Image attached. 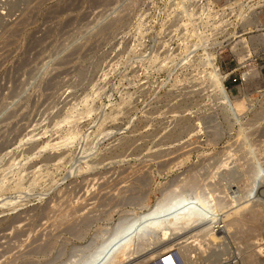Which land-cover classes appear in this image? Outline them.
Masks as SVG:
<instances>
[{"label": "rangeland", "instance_id": "rangeland-1", "mask_svg": "<svg viewBox=\"0 0 264 264\" xmlns=\"http://www.w3.org/2000/svg\"><path fill=\"white\" fill-rule=\"evenodd\" d=\"M168 247L264 264V0H0V264Z\"/></svg>", "mask_w": 264, "mask_h": 264}, {"label": "bare ground", "instance_id": "bare-ground-1", "mask_svg": "<svg viewBox=\"0 0 264 264\" xmlns=\"http://www.w3.org/2000/svg\"><path fill=\"white\" fill-rule=\"evenodd\" d=\"M240 107H241V105H236L237 111L240 109ZM252 198H253V197H252ZM245 204H246V203H245ZM250 207H251V206H250ZM248 208H249V207H248ZM165 209H166V208H165ZM183 209H184V208H183ZM169 210H170V209H169ZM169 210H167V211H169ZM167 211H166V212H167ZM161 212H162V211H161ZM163 212H165V211H163ZM184 212H185V211H184ZM184 212H183V213H184ZM191 212H192V211H191ZM234 212H235V211H234ZM241 212H242V211H241ZM249 212L251 213V211H249ZM181 213H182V212H181ZM183 213H182V214H183ZM244 213H246V211H245ZM187 214H188V213H187ZM238 214H239V213H238ZM241 214H242V213H241ZM251 214H252V213H251ZM253 214H254V213H253ZM253 214H252V218L256 219V215H253ZM176 215H177V214H176ZM178 215H179V214H178ZM178 215H177V216H178ZM226 215H227V214H226ZM229 215H230V214H229ZM231 215H232V214H231ZM242 215H243V214H242ZM177 216L174 215V217L178 218ZM250 216H251V215H250ZM183 217H184V214H183ZM188 217H189V216H188ZM171 218H172V217H171ZM171 218H170V220H171ZM179 218H180V215H179ZM190 218H191V216H190ZM192 218H193V216H192ZM230 218H231V217H230ZM250 218H251V217H250ZM252 218H251V219H252ZM155 219H156V218L153 217L152 220H155ZM173 219L175 220V218H173ZM149 220H150V219H149ZM180 220H181V219H180ZM180 220H179V222H180ZM182 220L184 221L183 218H182ZM190 220H191V219H190ZM190 220H189V221H190ZM194 220H195V219H194ZM204 220H205V219H204ZM227 220H228V219H227ZM236 220H237V219H236ZM252 220H253V219H252ZM145 221H146V220H145ZM155 221H156V220H155ZM158 221H159V220H158ZM172 221H173V220H172ZM192 221H193V220H192ZM254 221H256V220H253V222H254ZM161 222H162V221H161ZM232 222H233V221H232ZM232 222H231V223H232ZM236 222H237V221H236ZM157 223H158V222H157ZM157 223H156V222H155V223H152L153 227H154V226H158ZM159 223H160V222H159ZM166 223H167V222H166ZM176 223H177V222H176ZM184 223H185V221H184ZM204 223H205V222H204ZM234 223H235V222H234ZM237 223H238V222H237ZM256 223H257V222H256ZM256 223H254V224H256ZM162 224H163V223H162ZM167 224H168V223H167ZM178 224H179V223H178ZM178 224H177V225H178ZM187 224H188V223H187ZM177 225H176V228H174L175 226L172 225V226H173L172 229H177ZM205 225H206V224H205ZM236 225H237V224H236ZM160 226H161V225H160ZM184 226H185V225H184ZM228 227H229V226H228ZM156 228H157V227H156ZM168 228H169V227H168ZM170 228H171V227H170ZM221 228H223V226L215 224V226L213 227V233L216 234V235H214L213 233H212V234L209 233V234H210V237H212V239H213V237H214V239H213L214 242L219 240L217 235H219V234L221 233V232H220V229H221ZM226 229H229V228L226 227ZM229 230H230V229H229ZM229 230H228V232H229ZM201 231H202V230H201ZM253 231H254V230H253ZM226 233H227V232H226ZM162 240H163V239H162ZM214 242H213V243H214ZM169 247H170V246H169ZM169 247L163 249V250H162V253H161V254L159 253L160 255H158V256H159L160 259L165 258V262H166L167 264H172V263H171V261H172V257L170 256V254H169V252H168V250H167V249H169ZM218 247H219V246H218ZM192 252H193V251H192ZM213 252H215V250H214ZM217 253H218V251H217ZM214 254H215V253H214ZM214 254H213V255H214ZM211 255H212V254H211ZM188 256H191V253H189ZM188 256H186V258H188ZM213 257H214V256H213ZM213 257L211 256V257H208L207 259H209V258H213ZM111 260H112V259H111ZM185 260H186V259H185ZM182 261H183V260H182ZM104 262H105V261H104ZM191 262H192V261H189V262H188V261H185V264H191ZM118 263H119V262H118ZM183 264H184V261H183Z\"/></svg>", "mask_w": 264, "mask_h": 264}, {"label": "built area", "instance_id": "built-area-1", "mask_svg": "<svg viewBox=\"0 0 264 264\" xmlns=\"http://www.w3.org/2000/svg\"><path fill=\"white\" fill-rule=\"evenodd\" d=\"M171 256H172V261H171L172 264H183V261L179 260L174 255ZM159 264H167L165 262V258L160 259Z\"/></svg>", "mask_w": 264, "mask_h": 264}, {"label": "water", "instance_id": "water-1", "mask_svg": "<svg viewBox=\"0 0 264 264\" xmlns=\"http://www.w3.org/2000/svg\"><path fill=\"white\" fill-rule=\"evenodd\" d=\"M140 231V230H139Z\"/></svg>", "mask_w": 264, "mask_h": 264}]
</instances>
